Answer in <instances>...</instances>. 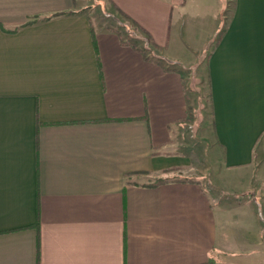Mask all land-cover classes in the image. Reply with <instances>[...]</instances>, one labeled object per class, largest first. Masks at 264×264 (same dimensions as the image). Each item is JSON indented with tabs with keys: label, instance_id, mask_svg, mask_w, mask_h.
<instances>
[{
	"label": "crops",
	"instance_id": "0c3cea01",
	"mask_svg": "<svg viewBox=\"0 0 264 264\" xmlns=\"http://www.w3.org/2000/svg\"><path fill=\"white\" fill-rule=\"evenodd\" d=\"M210 258L264 264V0H0V264Z\"/></svg>",
	"mask_w": 264,
	"mask_h": 264
},
{
	"label": "rangeland",
	"instance_id": "374dc122",
	"mask_svg": "<svg viewBox=\"0 0 264 264\" xmlns=\"http://www.w3.org/2000/svg\"><path fill=\"white\" fill-rule=\"evenodd\" d=\"M104 9L105 11L100 6H89L87 8L89 13H91V15L94 16V19H95L94 23L96 25L98 24V25L108 26L109 24V25L116 26V23L112 22V20L109 17H107V15H110L112 13L118 16L120 15V13L117 12L116 9L110 6L109 7L105 6ZM97 21L100 23H98ZM187 74H189V72H187ZM199 74L200 73L198 71L194 72L195 83H194V86H192V89L196 90V93L200 95L202 103L207 108L209 107V104H210V96L207 93L205 94V91H206L205 87H202V83L203 81H205V79L203 78V76H200ZM188 80H189V76H186V81L188 82Z\"/></svg>",
	"mask_w": 264,
	"mask_h": 264
},
{
	"label": "trees",
	"instance_id": "16d2710c",
	"mask_svg": "<svg viewBox=\"0 0 264 264\" xmlns=\"http://www.w3.org/2000/svg\"><path fill=\"white\" fill-rule=\"evenodd\" d=\"M94 39L96 40V36L93 33ZM167 179L166 178H158L152 185H158L161 184L163 182H165ZM207 264H214V260L212 258H210L209 262Z\"/></svg>",
	"mask_w": 264,
	"mask_h": 264
}]
</instances>
